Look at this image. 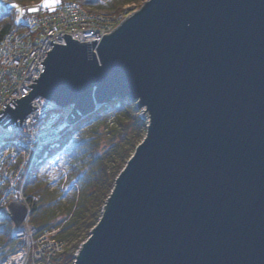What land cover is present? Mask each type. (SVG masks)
I'll return each instance as SVG.
<instances>
[{"label":"water","instance_id":"obj_1","mask_svg":"<svg viewBox=\"0 0 264 264\" xmlns=\"http://www.w3.org/2000/svg\"><path fill=\"white\" fill-rule=\"evenodd\" d=\"M62 37L3 128L36 98L70 126L118 99L149 118L72 264H264V0H147L98 42Z\"/></svg>","mask_w":264,"mask_h":264},{"label":"trees","instance_id":"obj_2","mask_svg":"<svg viewBox=\"0 0 264 264\" xmlns=\"http://www.w3.org/2000/svg\"><path fill=\"white\" fill-rule=\"evenodd\" d=\"M40 0H0V38L17 27V8ZM108 14L124 5L144 0H67ZM62 117L69 108L60 110ZM60 138L46 145L33 163L23 188L29 221L38 231L57 229L64 249L50 264H72L73 254L101 216L114 180L145 135V124L135 103L110 101L76 125L59 128ZM4 188L0 187V196ZM0 206V264L14 253L15 227Z\"/></svg>","mask_w":264,"mask_h":264},{"label":"built area","instance_id":"obj_3","mask_svg":"<svg viewBox=\"0 0 264 264\" xmlns=\"http://www.w3.org/2000/svg\"><path fill=\"white\" fill-rule=\"evenodd\" d=\"M44 3L49 6L43 7ZM17 19V27L10 29L0 40V109H4L12 98L19 99L28 94V85L35 82L43 69L40 62H43L46 52L52 49L51 40L54 44H64L62 35L68 34L71 39L79 42L99 41L104 34L111 33L119 26H114V18L67 0H58L56 3L53 0H40L20 6ZM31 106L35 109L20 126L12 124L3 128L0 125V147H4L0 159V184L4 186L5 180L19 181V178L26 176L22 167L12 165L14 161H10V166L3 161L14 156L10 145L14 146L13 151L16 153L17 150V154L22 150L36 153L51 140L52 133L59 129L60 108H42L40 98L34 99ZM142 110H139L140 116L147 125L149 118ZM55 125L57 128L50 133ZM28 162L31 164L32 161L27 159L23 165ZM1 169L4 170L3 177ZM25 222L12 235L23 237L24 243L17 252V255H21V264L27 259L31 264H50L52 258L63 250V243L55 239L58 230H45L35 238L36 229ZM12 256L7 258L8 261ZM6 261L4 264L8 263Z\"/></svg>","mask_w":264,"mask_h":264},{"label":"rangeland","instance_id":"obj_4","mask_svg":"<svg viewBox=\"0 0 264 264\" xmlns=\"http://www.w3.org/2000/svg\"><path fill=\"white\" fill-rule=\"evenodd\" d=\"M103 1V0H102ZM147 0H144L143 2H141V3H131V4H127V5H124V6H122L121 8H119L118 10H116L115 12H112V13H110V14H108V12H105V11H103V10H92V11H94V12H100V13H104V14H106L107 16H109V17H112V18H114V20H115V25L114 26H118V25H120V23L125 19V18H127V17H129L132 13H134L135 11H137L145 2H146ZM104 2H106V0H104ZM15 27V26H14ZM12 29V28H11ZM116 29V28H115ZM9 32V31H8ZM6 34V33H5ZM4 34V35H5ZM3 35V36H4ZM2 36V37H3ZM1 37V38H2ZM1 38H0V40H1ZM98 42V41H97ZM140 109H142V108H140ZM144 109V108H143ZM70 110V109H69ZM145 110V109H144ZM143 111V110H142ZM68 114V113H67ZM66 114V115H67ZM66 115H64V117L66 116ZM64 117H62V115H61V118H60V126L62 127L63 125H66V123H65V120H64ZM139 117H140V119L142 120V118H141V116H140V112H139ZM143 122H144V124H145V126H146V121L145 120H142ZM0 149H4V147L3 148H1L0 147ZM10 149V148H9ZM4 170H6V168H4ZM4 170L3 169H1V176L2 175H4ZM11 175V174H10ZM3 177V176H2ZM11 177H12V175H11ZM25 177L26 176H24L23 178V180L22 181H17V179H14V180H12L11 182L10 181H7V180H5V181H3V182H5V184H6V186L5 187H3L4 185L3 184H0V187L1 188H4V190H3V192H2V195L0 196V206L4 203V202H6V200H8V201H18V202H20V204H23V205H27V202L26 201H23L22 200V196L25 198V196L23 195V192L21 191V187H23V185H25V182H26V179H25ZM15 181V182H14ZM1 182V181H0ZM13 184V187H11L12 185L11 184ZM16 183V184H15ZM15 184V185H14ZM7 187H8V189H7ZM11 188V189H10ZM10 189V191H12L13 193L12 194H10V193H7V190H9ZM19 191H20V193H19ZM7 193V196L5 197V194ZM23 198V199H24ZM28 206V205H27ZM30 214H27V216L24 218V220H23V222L21 223V224H23L24 222H25V220H26V222H27V224H30V221H29V218H30V216H29ZM27 218V219H26ZM25 222V223H26ZM90 233V232H89ZM38 235H39V233L37 232V234H35V238L37 237L38 238ZM22 238L23 237H20V238H15L14 239V241H16L17 242V240L19 241V247L17 248V250L14 252V253H12V255L14 256V255H17V254H19V253H17L18 251H19V249H20V244H23L24 243V241L22 240ZM56 239V238H55ZM63 243V242H62ZM64 243H63V249H64ZM62 252H63V250H62ZM61 252V253H62ZM60 254V253H59ZM76 254V251H75V253L73 254V255H75ZM11 255V256H12ZM12 256V257H13ZM31 260V259H30ZM7 261H8V259H7ZM6 261V262H7ZM24 264H31V262L29 261V259H27V260H25L24 261Z\"/></svg>","mask_w":264,"mask_h":264},{"label":"bare ground","instance_id":"obj_5","mask_svg":"<svg viewBox=\"0 0 264 264\" xmlns=\"http://www.w3.org/2000/svg\"><path fill=\"white\" fill-rule=\"evenodd\" d=\"M87 42H89V41H87ZM56 128H57V125L53 126L52 130L50 131V133L53 132ZM59 138H60V134H59V129H58L57 131H54L52 133L51 140L48 142V144L57 141ZM10 148H11V151L13 152V154H14L13 158H10V159L5 158L3 161L5 163H7L9 166H10V161H14L12 163V165H14L17 168H19V167L21 168L22 167L23 172H26L25 179L27 181V178L29 177V174H30L29 172L31 171L32 165H33V163H35L38 155L41 153V151H42L43 148L40 149L39 151H37L36 153L35 152H29V151H26V150H22L18 154H17V150H16V153L13 151V148H14L13 145H10ZM2 154H3V150L0 149V159L2 158ZM27 159H30L32 161L31 164L28 162L26 165H23L24 164V161L27 160ZM23 179L24 178H19V181H22ZM23 188H24V185H23V187H21L22 192H23ZM7 189H8V187H7ZM7 193L12 194L13 192L10 191V189H9V190H7ZM23 195H24V193H23ZM21 198H22L23 201H26L23 196ZM17 203H20V202L17 201ZM12 238L15 239L16 236H12ZM21 262H22L21 255L20 256L19 255H15V256H13V257H11L9 259V261H8L7 264H21Z\"/></svg>","mask_w":264,"mask_h":264},{"label":"snow or ice","instance_id":"obj_6","mask_svg":"<svg viewBox=\"0 0 264 264\" xmlns=\"http://www.w3.org/2000/svg\"><path fill=\"white\" fill-rule=\"evenodd\" d=\"M56 2H58V0H53V3H56ZM42 6H43V7H48L49 5H48V3H44ZM12 7L18 9V6H17L16 4H13ZM30 11H31V10H30Z\"/></svg>","mask_w":264,"mask_h":264}]
</instances>
